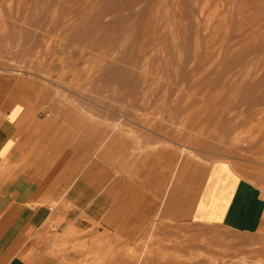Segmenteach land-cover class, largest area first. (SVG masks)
<instances>
[{
	"label": "rangeland",
	"instance_id": "1",
	"mask_svg": "<svg viewBox=\"0 0 264 264\" xmlns=\"http://www.w3.org/2000/svg\"><path fill=\"white\" fill-rule=\"evenodd\" d=\"M13 106L53 264H264V0H0ZM213 164L219 225L189 217Z\"/></svg>",
	"mask_w": 264,
	"mask_h": 264
},
{
	"label": "crops",
	"instance_id": "2",
	"mask_svg": "<svg viewBox=\"0 0 264 264\" xmlns=\"http://www.w3.org/2000/svg\"><path fill=\"white\" fill-rule=\"evenodd\" d=\"M22 114L16 106L0 110V264H53L58 256L50 253L48 222L52 213L46 203L47 191L37 185L43 181L37 177L40 172L33 169L43 166L38 149L33 147L40 138L34 137L32 126L23 124ZM213 166L199 185L189 217L204 224H224L233 217L242 179L229 164L238 177L232 198L225 210L220 209L219 201V209L205 212Z\"/></svg>",
	"mask_w": 264,
	"mask_h": 264
},
{
	"label": "bare ground",
	"instance_id": "3",
	"mask_svg": "<svg viewBox=\"0 0 264 264\" xmlns=\"http://www.w3.org/2000/svg\"><path fill=\"white\" fill-rule=\"evenodd\" d=\"M186 119V118H185ZM185 119L183 120V121H185ZM247 120V119H246ZM251 120V119H250ZM182 124V123H181ZM180 124V125H181ZM184 127V126H183ZM182 128V127H181ZM181 132V131H180ZM203 144V143H202ZM233 195V194H232ZM218 196H220V195H218ZM217 197V196H216ZM221 197H222V195H221ZM225 197V196H224ZM227 197H229V196H227ZM227 197H225V198H227ZM232 198V197H231ZM230 198V199H231ZM220 199V198H219ZM211 200V199H210ZM218 200V199H217ZM223 200H226V199H222V202H223ZM229 200V199H228ZM225 202V201H224ZM217 204V203H216ZM215 204V205H216ZM225 205H227V204H225ZM212 208V207H211ZM213 208H215V207H213ZM222 208V207H221ZM156 218V217H155ZM210 224V223H209ZM219 225V224H218ZM222 226V225H221ZM225 227H226V225H224ZM232 228V227H231ZM224 230V229H223ZM221 233V232H220ZM217 242V241H216ZM144 245V244H143ZM190 251V250H189ZM194 253V252H193ZM169 255V257L171 258V256H170V254H167V256ZM176 256V255H175ZM164 259V258H163ZM171 261V260H170ZM169 260H168V262H170ZM172 262V261H171Z\"/></svg>",
	"mask_w": 264,
	"mask_h": 264
}]
</instances>
